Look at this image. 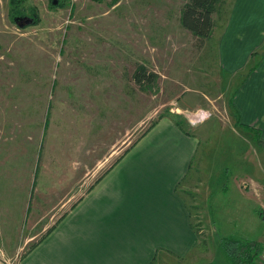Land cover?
<instances>
[{
	"label": "rangeland",
	"instance_id": "obj_1",
	"mask_svg": "<svg viewBox=\"0 0 264 264\" xmlns=\"http://www.w3.org/2000/svg\"><path fill=\"white\" fill-rule=\"evenodd\" d=\"M27 1L39 19L20 27L0 0V264L39 241L161 114L199 138L179 187L212 253L194 264H229L222 236L263 242L264 146L230 104L243 73L220 66L223 23L201 41L179 22L185 0ZM138 63L159 75L151 89L133 81Z\"/></svg>",
	"mask_w": 264,
	"mask_h": 264
},
{
	"label": "crops",
	"instance_id": "obj_2",
	"mask_svg": "<svg viewBox=\"0 0 264 264\" xmlns=\"http://www.w3.org/2000/svg\"><path fill=\"white\" fill-rule=\"evenodd\" d=\"M213 15L223 23L221 68L243 73L232 98L237 123L259 129L264 141V0H231L225 15ZM198 146L195 134L161 116L14 264L196 263L209 251L197 243L179 187Z\"/></svg>",
	"mask_w": 264,
	"mask_h": 264
},
{
	"label": "trees",
	"instance_id": "obj_3",
	"mask_svg": "<svg viewBox=\"0 0 264 264\" xmlns=\"http://www.w3.org/2000/svg\"><path fill=\"white\" fill-rule=\"evenodd\" d=\"M55 1H57V5H62V0H55ZM223 2L224 0H185L181 5L179 11V22L181 26L186 30H188L189 32H191L192 35H194L201 41L209 39L214 25L212 14L218 12ZM8 3H9L8 13L12 21L17 22L16 20L20 19V16H25V15L33 17V21H38L39 18L37 14V8L34 5L28 3L27 0H8ZM262 56L264 58V52ZM255 66L256 64L250 66L247 69V72L252 71L255 68ZM158 76L159 75L156 72L149 71L144 64L138 63L133 71L132 79L141 90H148L151 89L156 84ZM230 104L234 109L232 101ZM49 114H50V103L48 104L47 107L46 122L44 126L45 129L49 121ZM164 115L165 114L163 115L161 114L155 120H153L150 123V125L141 133L140 136H142L149 128H151L157 122V120L161 116ZM175 123L180 126L179 121L176 119H175ZM240 126H242L241 128L251 131L254 135L256 143L258 145L264 146V141L260 139L259 129L254 128L251 125H245V124H240ZM132 144L124 150L123 154L132 146ZM121 156L122 154L115 160V162ZM28 212H30L29 207L27 209V213ZM219 243L221 249L225 253V256L229 264H260V260H259L260 255L261 253L264 252V244L262 242L245 237L230 235V236L220 237ZM201 264H217V263L204 262Z\"/></svg>",
	"mask_w": 264,
	"mask_h": 264
},
{
	"label": "water",
	"instance_id": "obj_4",
	"mask_svg": "<svg viewBox=\"0 0 264 264\" xmlns=\"http://www.w3.org/2000/svg\"><path fill=\"white\" fill-rule=\"evenodd\" d=\"M53 2L55 3L56 1L53 0ZM16 21L18 22V25L20 27H23L25 25H29V24L33 23V18L32 17H22V18H20V20L18 19Z\"/></svg>",
	"mask_w": 264,
	"mask_h": 264
},
{
	"label": "built area",
	"instance_id": "obj_5",
	"mask_svg": "<svg viewBox=\"0 0 264 264\" xmlns=\"http://www.w3.org/2000/svg\"><path fill=\"white\" fill-rule=\"evenodd\" d=\"M259 260L261 264H264V252L261 253Z\"/></svg>",
	"mask_w": 264,
	"mask_h": 264
}]
</instances>
